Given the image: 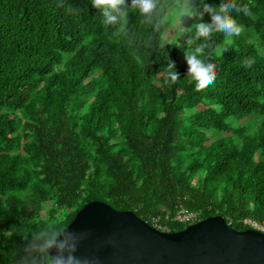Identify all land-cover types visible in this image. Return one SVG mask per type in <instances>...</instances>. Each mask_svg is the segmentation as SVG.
Returning a JSON list of instances; mask_svg holds the SVG:
<instances>
[{"label":"trees","instance_id":"obj_1","mask_svg":"<svg viewBox=\"0 0 264 264\" xmlns=\"http://www.w3.org/2000/svg\"><path fill=\"white\" fill-rule=\"evenodd\" d=\"M236 3L253 15L237 8L240 35L212 34L216 75L196 90L194 18L168 39L174 9L155 29L130 6L120 34L88 0H0V264L92 201L166 232L216 215L237 231L264 223V0Z\"/></svg>","mask_w":264,"mask_h":264},{"label":"water","instance_id":"obj_2","mask_svg":"<svg viewBox=\"0 0 264 264\" xmlns=\"http://www.w3.org/2000/svg\"><path fill=\"white\" fill-rule=\"evenodd\" d=\"M68 226L88 233L80 251L96 264H264V234L234 230L220 215L166 232L130 210L92 201Z\"/></svg>","mask_w":264,"mask_h":264},{"label":"clouds","instance_id":"obj_3","mask_svg":"<svg viewBox=\"0 0 264 264\" xmlns=\"http://www.w3.org/2000/svg\"><path fill=\"white\" fill-rule=\"evenodd\" d=\"M88 4L97 10L103 25L114 26L115 32L120 34H127L129 31L130 6L145 23L153 25L155 29L169 23L173 9V24L186 27L184 19L194 18L191 24L194 36L203 39L195 51L183 49V53L186 73L190 74L196 90L207 87L216 75L215 65L203 55L212 34L222 32L229 37L240 35L243 28L233 16V11L237 8L246 16L253 15L247 4L238 5L236 0H179L173 6L162 4L161 0H88ZM205 14L209 19H203ZM252 63L251 59L243 61L245 66H251ZM166 75L172 82L179 79L181 74L174 61L168 60ZM87 235L83 230L64 226L63 222L58 226H42L35 232L29 230L16 253L15 264H96V256L84 255L80 251ZM108 243L111 244V241Z\"/></svg>","mask_w":264,"mask_h":264},{"label":"built area","instance_id":"obj_4","mask_svg":"<svg viewBox=\"0 0 264 264\" xmlns=\"http://www.w3.org/2000/svg\"><path fill=\"white\" fill-rule=\"evenodd\" d=\"M176 219L179 222H193L195 219V214L194 213H186L182 211L181 213H178L176 216ZM244 224L247 226H250L264 234V223H255L252 222L251 220H244Z\"/></svg>","mask_w":264,"mask_h":264},{"label":"rangeland","instance_id":"obj_5","mask_svg":"<svg viewBox=\"0 0 264 264\" xmlns=\"http://www.w3.org/2000/svg\"><path fill=\"white\" fill-rule=\"evenodd\" d=\"M177 25L176 24H171L170 28H168L165 31V35L168 39L172 38L175 34H176V30H177ZM43 213V212H42ZM197 222V221H196ZM161 231H165V230H161Z\"/></svg>","mask_w":264,"mask_h":264}]
</instances>
